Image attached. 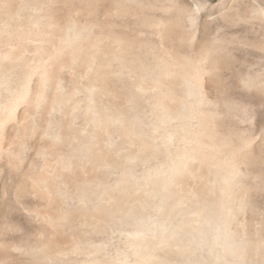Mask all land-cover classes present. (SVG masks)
Returning a JSON list of instances; mask_svg holds the SVG:
<instances>
[{
	"label": "bare ground",
	"instance_id": "6f19581e",
	"mask_svg": "<svg viewBox=\"0 0 264 264\" xmlns=\"http://www.w3.org/2000/svg\"><path fill=\"white\" fill-rule=\"evenodd\" d=\"M51 1L0 0V197L12 193L37 226L10 239L0 220V264H264L245 181L262 193L264 172L242 169L263 162L260 125L238 143L214 123L208 47L194 59L184 35L179 47L131 46L51 14ZM253 1L246 20L264 28V0ZM144 23L164 37L163 20ZM242 82L264 103V73Z\"/></svg>",
	"mask_w": 264,
	"mask_h": 264
},
{
	"label": "rangeland",
	"instance_id": "374dc122",
	"mask_svg": "<svg viewBox=\"0 0 264 264\" xmlns=\"http://www.w3.org/2000/svg\"><path fill=\"white\" fill-rule=\"evenodd\" d=\"M10 3L11 5L8 3L7 6L16 8L17 4L15 2ZM198 7L201 8L199 12H197ZM253 7H255L253 0H52L48 3L46 9L51 14H58V16H64L66 19L74 17L81 25L93 26L95 32H113L116 35L130 36L128 41L130 45L133 41L140 42L142 40L155 45L158 50L171 44L179 47V37L184 35L187 42L184 43V46H181L182 49H179L194 59L198 56L196 49L207 46L208 50L211 51H209L211 58L208 56L211 61L208 59L205 61L204 66L206 68L209 67V73L205 75L203 85L211 94V99H218L219 101L218 107L214 105L208 106L209 108L214 106L219 111L213 108V111L217 112L213 121L219 125L218 127L221 130L231 133L235 137L234 140L238 143L241 138L250 139L253 137L254 126L256 123L259 124L261 135L257 140L259 147L256 151L257 154L260 153L262 155L263 162L253 165L246 163L242 165V169L246 170V168L249 169L251 166L257 172H264V103L254 99L256 89L249 86L246 87L242 82L244 77L248 74H253L254 71L264 73V28L261 26L263 22L259 20L249 22L246 20L253 12ZM182 9L184 13L181 15ZM190 12H196L195 14L197 15L194 27L188 21ZM147 18L164 21V37L150 35L148 26L144 23ZM243 18L245 19L243 20ZM195 30L198 31V36L195 43H193L190 39ZM258 34L259 37H256ZM98 36L104 37L103 35ZM171 37H174V39ZM172 39L173 41H171ZM260 41L263 42L261 43ZM31 50L33 51V49ZM66 58L64 57V59ZM214 61L217 63L212 64ZM62 74L65 84L73 87V81L76 80V77H73V74H70L69 71ZM224 96L226 98L229 97L232 105L233 102L236 103L234 107L230 102V104L223 102L221 98ZM209 108L206 109L209 110ZM80 125L82 124L80 123ZM247 150L249 151V149ZM245 181L247 184L249 183V187L251 185L250 188L253 190V192L250 190V197L253 200L250 198L251 203L247 210V217H251L254 223L264 226V191L261 193V189L254 188L251 176L246 177ZM14 204L12 193L4 201L2 198L0 199V220H3L1 221L2 223L5 220L3 224L10 222V225L14 227L11 230L14 231L12 235L11 231H8L7 236L10 239H15L16 237L18 240V238L21 239L27 234H35L37 228L35 223L31 222L23 211L17 210V212L13 210ZM4 217L9 221L4 219Z\"/></svg>",
	"mask_w": 264,
	"mask_h": 264
}]
</instances>
